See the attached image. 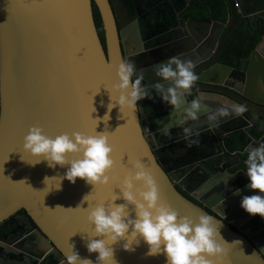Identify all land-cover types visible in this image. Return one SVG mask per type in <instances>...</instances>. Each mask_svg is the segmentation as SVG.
Wrapping results in <instances>:
<instances>
[{
	"label": "water",
	"instance_id": "water-1",
	"mask_svg": "<svg viewBox=\"0 0 264 264\" xmlns=\"http://www.w3.org/2000/svg\"><path fill=\"white\" fill-rule=\"evenodd\" d=\"M227 1L231 9V24L227 29L225 25L213 24L208 39V42L212 39L217 27L223 31L220 53L233 32L244 27L246 20L240 25L239 10L245 19L248 17L243 9L236 7L240 0ZM93 4L98 8L102 20L105 47L95 23ZM117 22L109 0H0V224L24 210L38 227L37 237L27 238L25 244H16L9 248L10 252L21 258L18 260L21 264L26 258L30 264H54L55 258L65 262L74 245V250L82 258L94 261L97 254H89L85 247L92 226L87 221V214L76 207L88 206L86 201L81 204L85 195L91 204L111 200L114 193L118 194L117 187L124 176L121 175V161L125 155H129L143 164L155 180L161 198L181 216H189L193 220L201 215L214 218L213 226L218 227L223 240L230 244L225 245L228 249L225 264H264V256L249 240L248 232L241 231L242 234H239L232 231L223 221L207 213L176 189L156 151L176 142L181 143L185 138L181 127H173L170 138L160 134L161 119L163 123H175L180 118L170 105L160 99L156 100L159 109L149 110L150 125L147 129L139 110L144 99L137 102L139 108L135 113L125 109L121 114L118 108H113L108 124L104 126L100 123L97 127V132L105 131L108 134L113 148L115 163L107 185L93 188L77 178L75 184L62 180L60 190L49 191L59 181L50 180L45 188L44 177H63L67 166L49 168L43 161L35 166L21 161V156L25 161L33 160L23 152V138L30 127L39 126L45 135L52 138L72 132L94 134L96 119L105 115L109 103L104 87H110L115 82V68L125 61L122 38L138 27L135 23L119 31ZM199 25L206 32L202 37L189 32L185 39V51L176 53V56L191 61L195 59L193 51L201 45V39L206 34L208 36L212 24L202 22ZM141 53L138 50L134 54ZM208 59L193 63V67ZM215 63L198 71L200 76L194 85H209L205 78L216 69L243 79H255L259 70L264 74V40L252 53L246 72L215 66ZM261 78L264 81V76ZM164 86L171 85L165 83ZM221 87L227 88L228 85L221 84ZM245 87V92L234 88L230 92L224 91L226 96L247 108L240 117H221L220 129L224 131L217 147L230 155L234 152L244 155L249 144L264 141V101L249 96L248 85ZM258 87L259 82L256 92H260ZM197 91L204 92L206 88H192L187 95H181V108L191 103L187 96ZM261 96L264 97L263 93ZM199 101L206 106V111L200 113L199 119L189 120L184 125L191 130V137L194 138L209 128L206 116L211 113V104L206 100ZM249 126L255 127L261 134H250ZM149 133L152 134L151 138ZM166 150L170 148L162 151ZM124 160H127V156ZM252 194L253 191L247 188L223 202L233 206L231 213L242 225L259 219V215H249L240 207L241 197ZM117 203L123 201L118 200ZM233 241L240 243L231 244ZM122 243L113 246L118 264H165L163 255H145L147 246L143 243L134 251H124Z\"/></svg>",
	"mask_w": 264,
	"mask_h": 264
},
{
	"label": "clouds",
	"instance_id": "clouds-1",
	"mask_svg": "<svg viewBox=\"0 0 264 264\" xmlns=\"http://www.w3.org/2000/svg\"><path fill=\"white\" fill-rule=\"evenodd\" d=\"M152 68L158 80L145 86L143 74L136 70L133 62L124 61L116 66L115 82L110 87H104L109 100L107 111L103 117L96 119L94 134L72 132L52 138L45 135L39 126L28 129L23 138V152L28 153L33 160L28 162L21 156V161L31 166L43 161L49 168L67 166L63 177L45 176V188L48 187L47 182L53 179H58L59 182L49 191L60 190L62 180L75 184L77 178L93 188L107 185L110 182L109 173L115 163L112 158L113 148L108 134L105 131L97 132L96 129L100 123L104 126L108 124L109 113L113 108H118L121 114L125 109L135 113L139 108L137 102L151 99L153 89L160 100L170 105L172 111L180 117L175 123H163L161 119L158 129L160 134L170 138L171 129L181 127L187 146L196 142L189 139L192 132L184 125L189 120L199 119L200 113L206 111V106L197 99L183 108L180 103L181 95H187L197 79L193 62L173 56ZM165 83H170L171 86L165 87ZM246 111V106L242 104L220 107L216 112L208 114L206 119L209 126L214 127L218 118L229 115L240 117ZM245 152L246 167L243 172L248 179L246 187L253 194L242 196L240 207L249 215H259L264 219V141L249 144ZM131 169L120 180L117 187L119 193H114L111 200L90 204L86 200L87 195L83 197L81 204L86 201L88 206L85 208L78 205L76 208H81L87 214V221L92 226L85 247L89 254L97 255L94 261L82 258L72 245L71 254L66 256L64 264H118L113 246L121 242L124 251H134L143 243L147 246L145 255H163L165 264H225L228 256L225 245L230 244L223 240L218 227L213 226L214 218L201 215L193 220L189 216H181L161 198L155 180L140 161L132 160ZM137 184L140 187H136ZM239 191L236 189L234 194H239ZM118 200L123 203H117ZM233 243L240 241H233L231 244Z\"/></svg>",
	"mask_w": 264,
	"mask_h": 264
},
{
	"label": "flooded vegetation",
	"instance_id": "flooded-vegetation-1",
	"mask_svg": "<svg viewBox=\"0 0 264 264\" xmlns=\"http://www.w3.org/2000/svg\"><path fill=\"white\" fill-rule=\"evenodd\" d=\"M109 2L118 19L119 31L132 24H138V27H135L126 38H122V46L125 50V61L133 62L136 70L142 72L145 86H150L152 82L158 80L153 72V65L176 56L175 54L178 52L185 51L187 47L185 39L189 32H194L197 37L203 36V32H206V30L199 25L202 22H210L212 25L208 36L206 34L201 39V45L193 51L195 59L192 62H199L208 57L209 59L205 63H199L193 67L197 78L200 76L197 73L201 68L214 62H216L215 66H226L236 71L246 72L251 62V55L256 49L246 59L242 60L241 58L239 66L232 67L223 63L227 42L233 34L227 39L221 53L219 50L223 31L217 27L212 39L209 42L208 39L211 36L213 24L225 25V29H227L231 24L232 15L228 24L216 21L215 19L221 16V9H217L218 6L211 0H109ZM236 5L238 10L243 9V13L248 15L245 19L242 12L240 10L238 12L240 25L246 20L242 29L249 28L256 36H260L261 41H263L264 0H240ZM196 45H198L197 41ZM203 45L204 47L201 48ZM138 50H141L142 53L135 55L134 53H137ZM258 74L255 79L247 80L233 73L228 74L223 70L216 69L205 78L209 85L196 84L193 86V89L206 88V91L194 92L193 95L187 96V98L190 102L193 99L206 100L211 104V113H214L220 107L240 105L226 96L224 91L230 92L234 88L245 92V85H248V95L264 101V97L261 96L262 93L264 95V81L261 78L264 74L261 70ZM257 82H259L260 92H256ZM221 84H227L228 87L222 88ZM159 99L153 89L152 98L144 99L141 103L139 110L143 116L144 128L146 129L150 125L149 110L159 109L156 104V100ZM222 120L221 117L218 118V123L214 127H210L208 122L209 128L198 137L201 139L190 137L189 139L196 141L190 147L187 146L184 140L181 143L176 142L165 147L166 149L170 148V150L163 152L162 150L165 149L163 148L157 149L156 152L164 169L171 176L176 189L184 197L210 215L223 221L232 231L239 234H242L243 231L248 232L249 240L264 256V219L259 216L258 220L253 219L252 222L242 225L238 221L239 219L233 217L231 213L234 209L233 206L223 204L224 200L234 195L236 189L245 191L248 179L243 172V156L246 154L240 155L234 152L230 155L217 147L224 131V129H220ZM257 130L255 127L249 126L250 134L260 135L261 133ZM148 136L151 138L152 134L149 133ZM229 177L232 178L228 183H225ZM223 214L224 219H222ZM37 232V225L24 210L17 212L1 223L0 264H21L18 261L21 258L14 256L9 248H13L16 244H25L24 241L27 238L37 237ZM55 259L54 264H64L60 259ZM24 260L25 262L22 264H30L27 258Z\"/></svg>",
	"mask_w": 264,
	"mask_h": 264
},
{
	"label": "trees",
	"instance_id": "trees-1",
	"mask_svg": "<svg viewBox=\"0 0 264 264\" xmlns=\"http://www.w3.org/2000/svg\"><path fill=\"white\" fill-rule=\"evenodd\" d=\"M217 7L221 9V16L215 20L223 24H228L230 22V7L227 0H211ZM94 19L99 33V37L105 46V35L103 30V24L100 17L98 8L93 5ZM261 41L260 36H256L249 28H244L242 30L235 31L227 42L223 63L232 67L239 66V60L242 58L246 59L250 53L256 48L258 43ZM246 159V155L243 156V160ZM244 164V169H245Z\"/></svg>",
	"mask_w": 264,
	"mask_h": 264
},
{
	"label": "snow or ice",
	"instance_id": "snow-or-ice-1",
	"mask_svg": "<svg viewBox=\"0 0 264 264\" xmlns=\"http://www.w3.org/2000/svg\"><path fill=\"white\" fill-rule=\"evenodd\" d=\"M101 84H103V81L101 82ZM127 156V160L125 161L124 160V157ZM121 161V164L123 165V170H122V173L121 175H125L127 174L128 172H130L132 169H131V161L133 160L132 157H130L129 155H125Z\"/></svg>",
	"mask_w": 264,
	"mask_h": 264
}]
</instances>
